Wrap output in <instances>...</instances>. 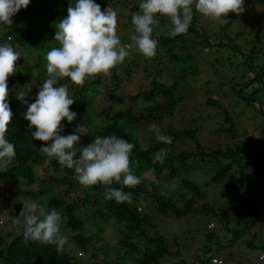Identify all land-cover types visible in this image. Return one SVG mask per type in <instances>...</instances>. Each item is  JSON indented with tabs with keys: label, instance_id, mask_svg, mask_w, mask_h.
Returning <instances> with one entry per match:
<instances>
[{
	"label": "trees",
	"instance_id": "16d2710c",
	"mask_svg": "<svg viewBox=\"0 0 264 264\" xmlns=\"http://www.w3.org/2000/svg\"><path fill=\"white\" fill-rule=\"evenodd\" d=\"M131 1L133 0H125L123 4ZM135 1L136 4H132L130 10L128 7V20L139 11L138 0ZM256 1L264 2V0ZM95 2L104 11L123 0H95ZM73 5L74 0H31L26 9H21L11 18L12 24L5 26L12 29V33L6 37L14 38L17 43L16 49L22 57L15 62L16 71L7 80V100L12 118L6 138L15 145L16 157L12 164L0 169V188L4 186L6 194L10 196L6 199L10 208L6 214H2V202L0 203V219L2 215L4 216V221H0V264H81L77 260L81 257H71L63 248L57 250L52 244L31 241L26 243L23 239L22 227L14 223L23 208V202H19L23 199L19 196H23L24 200L29 198L36 200L45 195L48 196V201L43 207L49 211L54 208L59 212L62 218L61 229L69 230V234H66L71 235L69 240L75 241L87 255L86 264H209L214 257L213 254H218L220 249L231 246L240 239H243L246 249L258 252L263 257L260 261H264V233L261 228L264 223V182L262 185H256L260 187L259 189L254 186L251 193L244 192L240 197L233 196V199L228 200L229 206H226V202L219 203L210 199L209 192L202 190L197 183L188 178L185 174L186 169L183 168L194 157L189 150L183 149L185 144L190 142L194 143L196 152H200L202 158L208 157L214 164L215 173L210 177L209 183L224 182V185H228L232 172L235 171L234 174L238 179L236 185L234 183L232 185L241 190L249 189L245 187V183L249 184L245 180L248 181L250 178L247 170L253 175V180L258 177L264 180L263 91H261L263 100L260 105L262 111L255 109V112L262 116L263 122V126L256 130L258 133L254 132L250 138H247L248 133L241 135L236 123L225 113L224 124L217 127L214 132V136L223 135L225 132L224 142L221 140L223 145L206 153L199 144L196 126L190 123L188 126L175 128L172 124L175 119L169 118L174 115L182 99L179 93L181 84L179 80L196 77L195 73L183 71L186 69L177 71V68H172L166 72L174 76L172 85L159 79L164 71V68L162 71L161 69L167 62L176 66L179 60L187 58L186 55L193 56L191 53L175 54L173 49L177 45V40L185 43L186 36H193L191 38L193 46L198 45L199 51L206 48L209 50L215 48L218 51L231 48L226 42L217 43L220 37L227 36L226 33L222 35L213 33L214 40L210 42L209 36L202 30V26L200 27L198 13L194 12L188 31L175 37L159 24L163 20H168L171 28L170 20L166 17L158 18L159 23L154 26L153 31V38L158 41L156 55L151 58L142 55V58L147 61L153 60L150 62L151 67L159 69L160 73L155 72L156 75L152 77L146 76L144 80L151 79V81L145 84L144 89L133 95L120 92L121 84L129 78L134 68L139 67L137 62L133 61L131 62L134 64L130 67L127 58L122 64L117 65L110 75L101 74L90 78L82 87L70 83L67 79L60 81L62 84L68 83L69 93L74 99L70 110L77 113L76 119L71 124L62 120L61 135L71 134L77 126L85 125L89 133L81 136V146H87L96 136L111 135L119 136L135 145L130 157V166L141 183L131 188L116 183L111 185L113 188L123 187V191L130 192V201L117 203L114 199H105L106 188L103 185L91 187L80 185L72 170L62 169L55 159L48 160L41 151L40 147L45 142L32 138L35 129L29 128L30 122L23 118L27 106L17 97L23 93L24 99L29 103L35 101L34 94L38 93L39 87L47 78L45 55L52 47L58 46V42L54 40L55 24L67 16L68 7ZM227 18L228 16L225 17ZM229 21L231 19H228ZM130 24H132L131 20ZM228 39L231 42L230 38ZM169 41H172L171 45H168ZM183 45H179V48ZM258 48L254 45L253 51L250 52L251 57L259 50ZM134 49L137 51L135 47ZM235 50H238L237 46ZM247 63L250 69L254 67L250 62ZM253 74V77L244 78L243 86L258 81L263 82L264 68H261L258 74L256 72ZM238 88L231 87L232 93L234 91V95L249 102L251 98L243 97L237 92ZM115 104L117 107H114ZM205 105L216 108L219 106V101L207 98ZM153 123H161L160 133L171 137V143L158 141L156 133L149 135L151 139L148 143L142 140L140 129ZM161 149H166L164 163H153L154 154ZM45 163L52 167L55 174L49 175V169L42 167ZM33 166L42 167L48 177H39ZM146 173L150 176L145 177L143 174ZM38 185L40 187L36 188ZM58 187L63 189L61 195L55 192ZM228 189L235 192L234 188ZM1 193L0 189V200H2ZM12 198L14 199L11 200ZM201 201L204 203L199 204ZM167 216L182 221L194 216L191 217L194 225L187 226L184 233L178 236V241L173 238L177 246L175 253L169 249L170 244H167L169 239L166 238L162 225V219ZM204 218L207 220L204 221ZM102 219L112 228V236L118 235L117 248H112L110 242L107 243L105 240L104 229L99 225ZM209 222L220 224L225 232L230 233V238L221 242L219 234H216L212 228H207ZM87 224H92L95 228L91 235L85 233ZM200 224H203L202 228H199ZM198 233L204 244L198 254L191 255L190 259L186 260L185 256L189 253L186 245H192V240ZM98 243L99 245L102 243L103 246H99ZM181 255L184 258H181Z\"/></svg>",
	"mask_w": 264,
	"mask_h": 264
},
{
	"label": "clouds",
	"instance_id": "9594fccd",
	"mask_svg": "<svg viewBox=\"0 0 264 264\" xmlns=\"http://www.w3.org/2000/svg\"><path fill=\"white\" fill-rule=\"evenodd\" d=\"M31 0H0V26H10L12 17L26 9ZM244 0H138L139 11L131 17L135 34L131 45L122 44L117 35V13L111 8L101 10L95 0H74L67 9V16L55 24L52 47L45 55L47 78L39 87L36 99L29 103L21 93L19 99L27 106L23 118L34 128L32 138L45 142L40 147L48 160L55 159L61 168L74 172L75 179L84 187L103 185L105 199L117 203L130 201L131 193L123 187H134L141 183L130 166L134 144L116 135L96 136L81 146V136L88 135L85 125L77 126L71 134L61 135L62 120L71 124L77 113L70 110L74 99L69 93L70 83L83 86L86 80L98 75L108 76L129 56L134 46L145 58L156 55L158 41L153 38L154 26L159 17L170 20V35L185 34L198 13L209 20L226 24L229 12L240 14L245 9ZM0 41V169L13 163L15 145L6 138L12 118L8 97V77L16 71L15 62L22 57L11 41ZM156 139L171 143V137L162 135L156 125ZM51 141V143H48ZM166 149L154 154L153 163H164ZM114 183L122 185L113 188ZM61 215L56 209L47 210L37 202L23 204L14 223L22 226V235L27 243L52 244L57 250L63 248L66 239L61 235ZM82 254V253H79Z\"/></svg>",
	"mask_w": 264,
	"mask_h": 264
},
{
	"label": "rangeland",
	"instance_id": "374dc122",
	"mask_svg": "<svg viewBox=\"0 0 264 264\" xmlns=\"http://www.w3.org/2000/svg\"><path fill=\"white\" fill-rule=\"evenodd\" d=\"M125 0L121 3H115L110 8L117 13V35L121 40L126 41L122 42V44L131 45V36L135 34L134 26L130 24V20H128V7L130 10L131 5H135L136 1L133 0L128 4H123ZM244 11L240 14L229 12L228 18L231 21L226 24H219L209 20L208 18L198 14V22L200 23V27L202 26V30L207 33L209 36L210 42L214 40L213 33L216 32V35H222L226 33L227 36L220 37L217 43L226 42L228 45H231V48H224L222 51H218L215 48L204 49L203 51H199V46H193V40L191 38L193 36H186L185 43H181L179 39L177 40V45L173 49L175 54H187L191 53L193 56L184 57L182 60H179L175 65L167 62L163 65L161 71L164 68L163 73L160 75V80L168 85H172L174 82V76L169 72L172 68H177V71L180 69L184 72L195 73L196 77L180 79V95L182 97L180 104L176 107L174 115L169 118H173L172 124L175 128H180L184 126H188L191 123L192 126H196L197 130V138L202 150L206 153L208 150L215 149L218 146H221V140L224 142V138L226 136L220 134V136L215 135V130L217 127L222 126L224 124L225 115H230L229 117L236 123V128L241 135H246L247 138H250L251 135L256 130L260 129L263 126L262 116L255 112V109H259L262 111L261 102L263 100V96L261 91L264 93V79L263 82L249 84L246 87L243 86L244 78L253 77V73L257 74L260 72L261 68H264V2H259L256 0H244ZM168 20H163L159 24H162L161 28L167 29L170 31V25L168 24ZM131 26V27H130ZM12 33V29L0 26V40L4 41L7 38V35ZM164 34H167L164 32ZM158 35V34H157ZM213 36V37H212ZM125 39H122V38ZM231 42H229V39ZM223 39V41H222ZM130 42V43H128ZM13 46L17 48V43L14 38L11 41ZM172 41L168 42V45H171ZM184 44L181 48L179 45ZM164 45V44H163ZM259 47L257 52H253L254 56L251 57L250 52L253 51V47ZM235 46L238 47V50H235ZM234 48V49H232ZM244 55V56H243ZM128 61H130L129 66L131 67L135 62L139 65L132 70V73L129 75V78L121 84L120 92L126 95H133L136 92L145 88V84H147L151 79H146V76H155V72H159L154 66H152L153 60H144L142 58V54L137 52L134 49V46L129 48V56L126 57ZM21 57L17 60L19 61ZM153 59V58H152ZM250 59V61H249ZM133 61V62H131ZM247 62H250L251 65H254L252 69H250ZM253 72V73H252ZM261 80V78H260ZM143 84V86H141ZM233 86L239 87L238 91L241 93L243 97L251 98L249 102L239 98L237 95H234V91L232 93ZM241 89V91L239 90ZM37 96V92L34 94ZM125 98V97H124ZM207 98H211L213 100L219 101V106L213 108L212 106L205 105V100ZM27 100V99H26ZM123 100V98H122ZM121 100V101H122ZM121 104V103H120ZM100 105V104H99ZM264 106V105H263ZM114 107H117L116 104ZM226 113V114H225ZM152 125H156L158 128L161 126V123H153L149 126L140 129V135L142 140L145 143H148L151 139L149 135L155 133V130L152 128ZM227 126V125H225ZM87 132L89 133V129ZM251 132V134H249ZM254 140V139H253ZM183 149L189 150L194 154V157L191 161L184 166L186 169V176L197 183L202 190L208 191L210 194V199L213 201H218L219 203L226 202V206H229L228 200L233 199L234 197H240L244 192L251 193L252 188L256 185H262L264 180L262 178H256L253 180V175L251 172L247 170L246 172L249 175V180L245 182L249 183L245 187H249V189H238V187H234L232 184L236 185V180L238 179L237 175H235V171L232 172V178L228 182V185H224V182L220 184L209 183V179L215 173V167L212 162H210L208 157L202 158L200 152H196L194 143L188 142L185 144ZM210 162V163H209ZM245 163V161H244ZM43 168L49 169V175L55 174L54 170L47 163L42 165ZM40 166H33L36 174L39 177H48V174L42 169ZM145 177H149L150 174H143ZM169 181V180H168ZM174 181V180H173ZM262 182V183H260ZM228 188H234L235 192L230 191ZM40 186H36L39 188ZM258 189L260 187L256 186ZM176 188V187H175ZM1 199L2 202V214H6L8 209V202L6 199L10 197L6 194V188L1 186ZM62 187H58L55 189L56 193L62 194ZM181 191V190H179ZM250 191V192H249ZM189 193V192H188ZM190 194L188 195V197ZM234 196V197H233ZM23 201H19L20 203H28V202H37L42 206L46 201H48V196H40L38 199H26L24 200L23 196H19ZM244 197V196H243ZM12 198L11 200H13ZM18 201L17 198H15ZM204 201H201L199 204H203ZM257 203V202H256ZM22 204V206H23ZM257 206V204H256ZM264 207V206H263ZM87 209V208H86ZM92 209V208H89ZM88 209V210H89ZM142 210V208H141ZM84 210L82 209L81 212ZM262 211V210H261ZM4 216L2 215L0 221H4ZM194 217V216H191ZM188 220H175L170 219L168 216L163 221V228L165 232V236L167 239V244L169 245L170 251L175 253L177 246L173 242L174 239L178 241V236H180L187 229L186 227L194 225V221L192 218ZM161 220V219H160ZM207 218H204L206 221ZM87 222H91L87 220ZM99 224V223H98ZM207 228H212L216 234H219V238L221 242H224L227 238H230V233L225 232L220 224L217 225L213 222L207 223ZM18 227H22L17 224ZM102 229H104L103 233L106 237L107 243L112 246V248H117V240L119 239L118 235L112 236V228L108 225L106 221L101 220L100 224ZM165 225V226H164ZM203 224L199 225V228H202ZM214 225V226H213ZM220 226V227H219ZM10 228V226H8ZM100 228V227H99ZM262 230L264 233V223L262 224ZM21 229V228H20ZM5 230V227L3 228ZM223 230V231H221ZM95 231V228L92 224L86 225V234H92ZM224 233V234H223ZM69 234V230L61 229V235L66 239V243L63 246V249L67 251V253L71 257H81L77 258L79 263L86 264L87 255L80 249L78 245H76L75 241L69 240L71 235ZM90 234V235H91ZM199 234V235H198ZM196 234L195 239L192 240V245H186V248L189 249V253L186 254L185 259L189 260V256H193L198 254L200 249L202 248L204 242L201 241L200 233ZM174 238V239H173ZM109 240V241H108ZM196 240V241H195ZM181 241V240H180ZM99 245V243H98ZM99 246H103L100 243ZM106 248V245L104 246ZM187 251V250H186ZM191 251V253H190ZM183 253H185L182 250ZM83 253V254H79ZM183 255H181V258ZM214 257L211 258V262L209 264H216L213 262V258H218L221 260L220 264H264L263 257L259 255L258 252L251 251L245 248L243 239H240L238 242L234 243L231 246L225 247L224 249H220L218 254H213ZM173 259H170L172 261Z\"/></svg>",
	"mask_w": 264,
	"mask_h": 264
},
{
	"label": "built area",
	"instance_id": "2783aa9c",
	"mask_svg": "<svg viewBox=\"0 0 264 264\" xmlns=\"http://www.w3.org/2000/svg\"><path fill=\"white\" fill-rule=\"evenodd\" d=\"M213 262L216 263V264H220L221 263V260L218 259V258H213Z\"/></svg>",
	"mask_w": 264,
	"mask_h": 264
}]
</instances>
